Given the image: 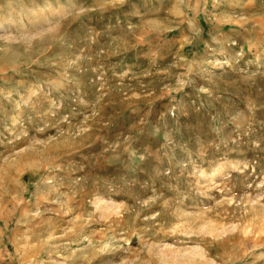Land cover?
<instances>
[{
  "label": "rangeland",
  "instance_id": "1",
  "mask_svg": "<svg viewBox=\"0 0 264 264\" xmlns=\"http://www.w3.org/2000/svg\"><path fill=\"white\" fill-rule=\"evenodd\" d=\"M0 264H264V0H0Z\"/></svg>",
  "mask_w": 264,
  "mask_h": 264
}]
</instances>
